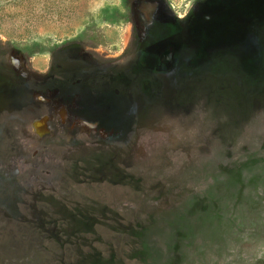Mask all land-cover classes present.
Instances as JSON below:
<instances>
[{"label":"rangeland","instance_id":"1","mask_svg":"<svg viewBox=\"0 0 264 264\" xmlns=\"http://www.w3.org/2000/svg\"><path fill=\"white\" fill-rule=\"evenodd\" d=\"M0 264H264V0H0Z\"/></svg>","mask_w":264,"mask_h":264}]
</instances>
